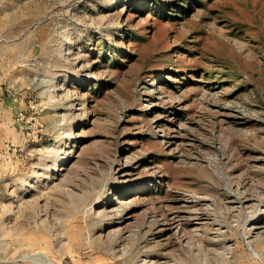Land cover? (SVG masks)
<instances>
[{
	"label": "rangeland",
	"instance_id": "374dc122",
	"mask_svg": "<svg viewBox=\"0 0 264 264\" xmlns=\"http://www.w3.org/2000/svg\"><path fill=\"white\" fill-rule=\"evenodd\" d=\"M0 264H264V0H0Z\"/></svg>",
	"mask_w": 264,
	"mask_h": 264
},
{
	"label": "bare ground",
	"instance_id": "6f19581e",
	"mask_svg": "<svg viewBox=\"0 0 264 264\" xmlns=\"http://www.w3.org/2000/svg\"><path fill=\"white\" fill-rule=\"evenodd\" d=\"M121 203L123 204V203H126V202L125 201H122Z\"/></svg>",
	"mask_w": 264,
	"mask_h": 264
}]
</instances>
